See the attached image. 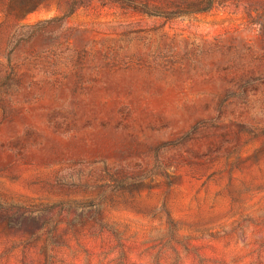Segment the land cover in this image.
<instances>
[{
    "label": "rangeland",
    "instance_id": "rangeland-1",
    "mask_svg": "<svg viewBox=\"0 0 264 264\" xmlns=\"http://www.w3.org/2000/svg\"><path fill=\"white\" fill-rule=\"evenodd\" d=\"M20 1L0 0V264H264V0Z\"/></svg>",
    "mask_w": 264,
    "mask_h": 264
},
{
    "label": "trees",
    "instance_id": "trees-1",
    "mask_svg": "<svg viewBox=\"0 0 264 264\" xmlns=\"http://www.w3.org/2000/svg\"><path fill=\"white\" fill-rule=\"evenodd\" d=\"M92 0H71L70 12L80 6H85ZM103 1V0H101ZM105 1V0H104ZM122 8L131 9L132 11L170 19L182 15L201 13L210 10L213 6L218 5L226 0H166L159 3H150L147 0H112ZM50 0H21L18 3L24 13L34 11L43 5H48Z\"/></svg>",
    "mask_w": 264,
    "mask_h": 264
}]
</instances>
